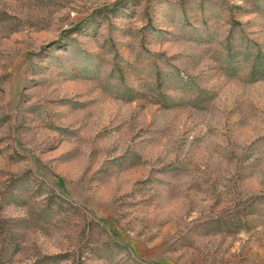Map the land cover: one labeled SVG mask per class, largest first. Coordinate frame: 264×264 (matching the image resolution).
<instances>
[{
    "label": "rangeland",
    "instance_id": "374dc122",
    "mask_svg": "<svg viewBox=\"0 0 264 264\" xmlns=\"http://www.w3.org/2000/svg\"><path fill=\"white\" fill-rule=\"evenodd\" d=\"M0 264H264V0H0Z\"/></svg>",
    "mask_w": 264,
    "mask_h": 264
}]
</instances>
